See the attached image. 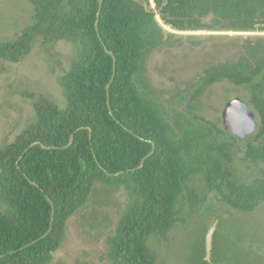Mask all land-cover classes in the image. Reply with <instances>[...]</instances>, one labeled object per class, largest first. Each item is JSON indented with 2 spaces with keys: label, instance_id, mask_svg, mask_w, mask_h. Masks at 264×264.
<instances>
[{
  "label": "trees",
  "instance_id": "16d2710c",
  "mask_svg": "<svg viewBox=\"0 0 264 264\" xmlns=\"http://www.w3.org/2000/svg\"><path fill=\"white\" fill-rule=\"evenodd\" d=\"M27 1L34 22L0 42V59L18 63L38 38L71 43L76 54L62 76L65 106L39 97L34 122L0 149V264H51L68 219L96 183L122 187L129 199L106 238L111 264H156L147 241L165 239L192 214L195 177L235 211L264 204V172L246 180L233 167V142L242 141L193 113L163 108L143 76L147 54L173 36L156 16L176 31L264 32V0H152L154 7L145 0L158 13H146L142 0H103L98 31L99 0ZM233 39L234 55L198 76L189 102L221 80L249 86L246 103L259 121L244 140L262 143L246 156L264 164V35Z\"/></svg>",
  "mask_w": 264,
  "mask_h": 264
},
{
  "label": "rangeland",
  "instance_id": "374dc122",
  "mask_svg": "<svg viewBox=\"0 0 264 264\" xmlns=\"http://www.w3.org/2000/svg\"><path fill=\"white\" fill-rule=\"evenodd\" d=\"M156 20L173 36L167 38L169 46L153 50L145 57L143 76L154 97L169 111L187 116L193 113L223 129L221 112L225 103L235 97L247 102L250 87L221 80L210 84L190 103L193 85L205 69L234 55L233 37L264 32L176 31L163 25L159 16ZM33 22L34 10L27 0H0V42L11 41ZM75 54L71 43L44 44L38 38L30 53L18 63L0 59V149L34 122L33 102L39 97L59 108L65 106L62 76ZM256 119L259 121L257 115ZM224 137L231 141L228 134ZM261 143V137L233 142V167L246 180L264 172L263 163L246 156L248 146L258 148ZM192 186L200 199L192 214L185 215V222L177 223L165 239L150 237L147 241L156 264H264V204H258L252 212L235 211L210 191L201 178L195 177ZM128 200L124 188L96 183L84 205L68 219L51 264H111L106 238L114 234ZM212 228L207 257L206 237Z\"/></svg>",
  "mask_w": 264,
  "mask_h": 264
},
{
  "label": "water",
  "instance_id": "95a60500",
  "mask_svg": "<svg viewBox=\"0 0 264 264\" xmlns=\"http://www.w3.org/2000/svg\"><path fill=\"white\" fill-rule=\"evenodd\" d=\"M142 2H143L146 13H158L159 10H152L149 8V4L147 1L142 0ZM102 3H103V0L98 1L99 8H98L97 18H96V23H95V30L96 31H98L97 25H98L99 14H100V10L102 7ZM256 27L259 28V25L257 24ZM104 49H105V52L112 57L113 67H114L115 66V58H114L113 54L110 53L106 49V47H104ZM113 73H114V68H113ZM112 81H113V76H112L109 84L107 85V91H108L109 86H110ZM108 107H109V102H108ZM109 112H110V114H112L110 108H109ZM221 120H222V125L224 127V130L228 134H230L231 136H234L237 139V141H243L247 136L253 134L258 127V122H257L256 115H255L254 111H252L251 108L248 106V104L243 99H241L240 97L232 98L225 103L223 110L221 112ZM71 141H72V137L69 141V144ZM34 145L35 144H32L31 146H34ZM41 148L47 149V150L50 149V147H45L42 145H41ZM27 150L28 149H25L24 153ZM153 150H154V144L152 143V150H151L150 154L153 152ZM143 161L141 162V165H142ZM51 206H52V211H53V209H54L53 205H51ZM213 231H214L213 228L211 230H209L207 237H206L207 257L210 254L209 251L211 249V240H212Z\"/></svg>",
  "mask_w": 264,
  "mask_h": 264
}]
</instances>
